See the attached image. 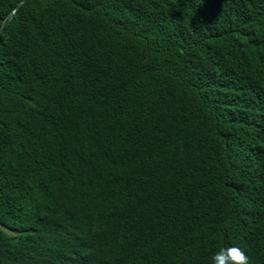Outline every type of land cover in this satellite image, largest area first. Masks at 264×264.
Masks as SVG:
<instances>
[{
    "label": "trees",
    "instance_id": "obj_1",
    "mask_svg": "<svg viewBox=\"0 0 264 264\" xmlns=\"http://www.w3.org/2000/svg\"><path fill=\"white\" fill-rule=\"evenodd\" d=\"M232 245L264 264V0L25 1L0 37V264Z\"/></svg>",
    "mask_w": 264,
    "mask_h": 264
},
{
    "label": "clouds",
    "instance_id": "obj_2",
    "mask_svg": "<svg viewBox=\"0 0 264 264\" xmlns=\"http://www.w3.org/2000/svg\"><path fill=\"white\" fill-rule=\"evenodd\" d=\"M211 264H252L251 258L238 245L220 247L211 257Z\"/></svg>",
    "mask_w": 264,
    "mask_h": 264
},
{
    "label": "water",
    "instance_id": "obj_3",
    "mask_svg": "<svg viewBox=\"0 0 264 264\" xmlns=\"http://www.w3.org/2000/svg\"><path fill=\"white\" fill-rule=\"evenodd\" d=\"M27 0H19L17 2V4L15 5V7L11 10V12L5 17V19L3 20L1 26H0V37L2 32L4 31V28L10 23V21L12 20V18L14 17V15L16 14L17 10L19 9V7L24 4V2Z\"/></svg>",
    "mask_w": 264,
    "mask_h": 264
}]
</instances>
